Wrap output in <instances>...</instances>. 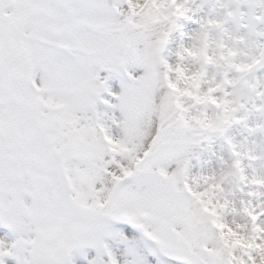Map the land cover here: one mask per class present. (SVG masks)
<instances>
[{
    "label": "snow or ice",
    "instance_id": "obj_1",
    "mask_svg": "<svg viewBox=\"0 0 264 264\" xmlns=\"http://www.w3.org/2000/svg\"><path fill=\"white\" fill-rule=\"evenodd\" d=\"M207 2L0 0V264H264V157L227 134L264 45Z\"/></svg>",
    "mask_w": 264,
    "mask_h": 264
},
{
    "label": "rangeland",
    "instance_id": "obj_2",
    "mask_svg": "<svg viewBox=\"0 0 264 264\" xmlns=\"http://www.w3.org/2000/svg\"><path fill=\"white\" fill-rule=\"evenodd\" d=\"M200 0H196V4L193 5L195 8L199 4ZM222 3H229L233 10L239 9L241 12L248 13V16L241 19L239 16L228 24V29L234 36H248L250 40H258L260 44L264 45V23H254L251 21V17L256 14H264V8L259 7L260 0H247L245 6V0H208L203 11L199 13L200 16H209L212 18H221L224 16L226 9L222 6ZM245 25H250L245 27ZM260 33L261 35H256ZM215 36L216 33L213 32ZM229 43L231 41H228ZM252 45H241V48L245 51H251ZM243 57H237V61ZM257 77H261L264 80V68L259 72H253L248 75V79L255 82ZM241 99L245 103L246 107L241 109L240 115L246 117V119L239 124L233 123L228 129V135L234 136L237 141L242 142L243 149L248 148L254 149L258 155L264 157V130L256 133H249L248 127L254 126L257 123H264V114L258 113L254 109V105L259 103L255 92H249L246 89L242 91ZM210 159L214 163H219L220 158L224 161L231 162L233 157L231 156L228 146L224 143L222 137L214 138V143L210 149ZM245 165L249 166V170L252 168L264 167V158L257 160H245Z\"/></svg>",
    "mask_w": 264,
    "mask_h": 264
}]
</instances>
